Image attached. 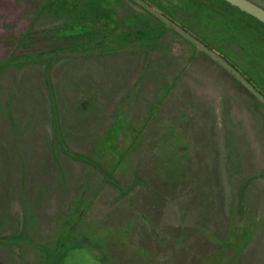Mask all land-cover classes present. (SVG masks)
<instances>
[{
    "label": "rangeland",
    "instance_id": "1",
    "mask_svg": "<svg viewBox=\"0 0 264 264\" xmlns=\"http://www.w3.org/2000/svg\"><path fill=\"white\" fill-rule=\"evenodd\" d=\"M66 21L0 33V264H264L248 96L166 31L175 56L73 48Z\"/></svg>",
    "mask_w": 264,
    "mask_h": 264
},
{
    "label": "flooded vegetation",
    "instance_id": "2",
    "mask_svg": "<svg viewBox=\"0 0 264 264\" xmlns=\"http://www.w3.org/2000/svg\"><path fill=\"white\" fill-rule=\"evenodd\" d=\"M141 1L170 19L209 51L219 55L249 88L135 0H63V11L58 14L53 12V16L49 15L53 0H10V5L0 0V33L25 31L19 35L17 43H20L27 38L26 31H50L48 28L34 29L39 20L64 17L68 21L57 31H62L59 37L67 39L73 48L109 44L115 45L111 47L115 51L127 48L154 53L163 49V53L175 56V45L178 43L163 42L161 31H166L217 65L248 96L256 107L255 122L264 139V24L223 0H218L226 7H221V11L215 10L213 6H219L208 0V3L202 2L205 11L201 9V12L195 14L182 13L175 7H165L158 0ZM205 12H210L211 17H206ZM176 13L183 17H176ZM212 31L224 33H221V38H215ZM102 32H105L104 35ZM92 33L98 35L89 38ZM48 37L52 36L47 35L46 41ZM231 45L237 49H230ZM161 65L165 63L151 62V69L144 73L145 77L152 80L155 74H159L162 76L159 80L164 79L163 72L155 73Z\"/></svg>",
    "mask_w": 264,
    "mask_h": 264
},
{
    "label": "water",
    "instance_id": "3",
    "mask_svg": "<svg viewBox=\"0 0 264 264\" xmlns=\"http://www.w3.org/2000/svg\"><path fill=\"white\" fill-rule=\"evenodd\" d=\"M135 1H137L138 3L143 5L146 9H148L150 12H152L158 18H160L161 20L166 22L170 27H172L173 29L176 30L175 32L180 34L182 37H184L188 41L192 42L199 50L203 51L209 57H211L212 59L217 61L220 65H222L225 69H227L234 77H236L239 81H241L247 88H249V86H247L242 81L241 77L235 71H233V69L229 65H227L219 55L209 51L201 42H199L197 39L193 38L192 36H189L178 25L173 23L170 19H167L165 16H163L162 14H160L159 12L154 10L152 7L143 3V1H141V0H135ZM223 1L229 3L230 5L237 7L239 10L245 12L246 14L253 16L255 19H257L258 21H260L264 24V8L257 5L256 3H254L250 0H223Z\"/></svg>",
    "mask_w": 264,
    "mask_h": 264
},
{
    "label": "trees",
    "instance_id": "4",
    "mask_svg": "<svg viewBox=\"0 0 264 264\" xmlns=\"http://www.w3.org/2000/svg\"><path fill=\"white\" fill-rule=\"evenodd\" d=\"M160 4H163L165 7H175L177 10L181 11L182 13L190 12L191 14H195L197 11L201 12V9L205 11V6H203L202 2L206 1L207 3L210 2L208 0H158ZM215 6V5H214ZM213 8L217 11H221L220 7H214ZM203 7V8H202ZM213 10V12L215 11ZM206 17H211L210 12H205ZM213 19H216L212 15ZM224 33V31H212V34L215 38L222 37L221 35Z\"/></svg>",
    "mask_w": 264,
    "mask_h": 264
},
{
    "label": "crops",
    "instance_id": "5",
    "mask_svg": "<svg viewBox=\"0 0 264 264\" xmlns=\"http://www.w3.org/2000/svg\"><path fill=\"white\" fill-rule=\"evenodd\" d=\"M4 128V127H3ZM3 128H0V135H2L3 134V132H2V130H3ZM53 160V159H52ZM18 168V167H17ZM18 170V169H17ZM19 171V170H18ZM19 176L21 175V174H18ZM55 174H53V176H54ZM19 178V177H18Z\"/></svg>",
    "mask_w": 264,
    "mask_h": 264
}]
</instances>
